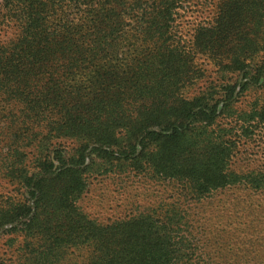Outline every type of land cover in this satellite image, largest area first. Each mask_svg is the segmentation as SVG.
Returning a JSON list of instances; mask_svg holds the SVG:
<instances>
[{
	"label": "trees",
	"instance_id": "1",
	"mask_svg": "<svg viewBox=\"0 0 264 264\" xmlns=\"http://www.w3.org/2000/svg\"><path fill=\"white\" fill-rule=\"evenodd\" d=\"M14 1L23 9L20 16L23 27L11 48L8 64L3 63L0 56V82L21 75L24 61L30 63L24 68L28 75H43L45 60L53 57H61L72 65L80 62L92 65L97 73L86 95L82 88L72 89L69 84L66 90L53 75L40 84L34 95L32 110L40 108L36 105L52 107L63 100V117L58 122L52 120V116L46 118L54 126L51 135L56 133V137L73 139L75 145L69 148L72 151L69 157L67 150L66 155L64 150H55L56 156L46 161L45 174L42 171L31 176L24 174L30 198L0 210V227L20 222L19 230L36 238L38 248H41L43 235L54 239L40 253L31 244L33 263H48L56 255V242L61 239L51 233L49 216L59 217L65 213L70 217L77 211L85 223L81 234L85 235L84 242L92 240L96 247L90 264H208L213 259L207 253H198L200 242L192 225L188 224L187 213L176 207L162 213L139 212L108 224L88 221L79 201L86 190L85 174L95 168L94 160L130 163L138 172L151 170L161 178L189 183L193 188H187V193L182 188L183 195L190 194L195 201L213 202L214 207H230V215L223 221L214 219L212 223L222 225L217 229L215 243L220 248L235 247L233 245L242 242L224 227L239 222L240 207H250L258 222L264 223V188L260 185L258 188H227L237 184L240 178L241 174L233 165L242 138H248L256 127L252 120L264 125V104L260 109L254 105L238 112L237 117L229 120L236 115L232 107L228 108L236 84L228 83L224 88L227 103L222 109L219 108L221 100H214L211 93L203 92L193 98L178 94V85L191 69L183 52L168 44V38L164 39L172 34L170 15L177 9L174 1L161 6L168 31L157 26L156 17L150 20L149 12L145 11L150 7L143 6V0ZM59 7L63 10L76 7L74 17L65 19L64 26L48 33L49 21L44 12ZM224 11L218 27L195 33L192 42L195 48L209 50L243 27L248 17L245 0H229ZM126 42L130 45L127 56L122 50ZM238 47L231 50L226 69L244 68L242 53L245 50ZM118 52L121 58L132 63L127 74L111 69L109 61L112 56L119 57ZM257 73L243 83V91L250 87L251 80L260 81L263 71ZM126 105L133 108L126 110ZM36 114L47 113L40 108ZM222 115L225 122L218 120ZM240 190L246 193V199L232 195ZM231 191L229 197L216 200L217 196ZM72 224L64 225V234L75 232ZM236 253L224 256L234 259V264L264 263V257L261 261V257Z\"/></svg>",
	"mask_w": 264,
	"mask_h": 264
},
{
	"label": "rangeland",
	"instance_id": "2",
	"mask_svg": "<svg viewBox=\"0 0 264 264\" xmlns=\"http://www.w3.org/2000/svg\"><path fill=\"white\" fill-rule=\"evenodd\" d=\"M173 1L177 9L170 15L172 34L166 35L164 39L168 38V44L178 47L180 52H183L191 69L188 77L178 85L180 87L177 89L178 94L193 98L203 92L211 93L214 100H221L219 108L222 109L227 103L224 99V88L228 83L236 84L235 95L228 107H232L236 115L229 117V120L237 117L238 112L248 110L254 105L260 109L264 104V0H245L248 17L243 27L232 32L228 39L216 43L214 47L205 51L193 46L194 35L198 30L218 27V20L225 16L224 9L229 0H143V6L150 7L145 9L149 12L150 20L156 17L157 26L163 27L161 29L163 31H168V28L163 23L164 14L161 12V6ZM75 8L66 10L60 7L48 8L44 12L49 21L46 32L52 33L59 26H64L65 19L74 17ZM22 10L18 1L0 0V56L3 57L5 64L10 61L8 57L11 55V48L22 31L23 24L20 19ZM125 45V49L122 50H125L127 56L130 45L128 42ZM236 46L244 47L246 51L242 53L244 68L231 71L225 68V64L231 56V50ZM24 62L22 64L24 72L22 71L21 75L10 76L5 82H0V210L12 208L30 198V188L23 179L24 174L31 176L40 171L45 174L46 163L56 156L55 150H64L65 155L67 150L69 157L72 154L69 148L75 145L73 139L56 137V133L51 135L54 126L51 120L46 118L52 116V120L58 122L63 117L61 104L63 100L52 107L36 105L47 113L40 116L36 114L40 108L31 109L35 107L34 95L40 84L53 75L66 90H69V84L70 88H82V93L85 91L83 95H86L91 81L97 78L94 66L82 62L72 65L61 57L45 60L47 65L42 67L43 75L35 77L25 71L24 68L30 63ZM109 62L112 65L111 69H117L122 74H127L132 64L126 58H121V54L119 57L112 56ZM259 71H263L260 81L254 83V79L251 80L250 87L243 91L241 88L243 83ZM129 108L132 109L133 106L126 105V110ZM223 116L218 118L220 122H225ZM256 122L252 120L256 127L248 138H242L236 152V163L233 168L241 174L240 178L237 184L227 188H258L257 185L264 188V125H258ZM94 161L96 162L94 170L85 174L86 190L79 201L88 221L108 224L139 212L156 210L162 213L168 208L176 207L187 213L185 215L188 224L192 225L194 235L200 242L198 253L204 252V255L207 253L213 256L211 259L214 261L211 260L208 264H234V259L224 256L225 253L232 252H237V255L248 253L263 260L264 223L258 222L250 207L239 208L241 209L239 215L242 216L239 222L224 225L230 231V235L235 234L242 242L233 245L235 247L220 248L216 245V238L217 229L219 230L222 225L212 223L214 219L223 221L226 215H230L232 213L230 207L222 209L220 205L212 206L213 202L209 204L206 201H195L190 194L183 195L182 192V188L184 193L189 190L187 188H193L191 184L161 178L151 170L138 172L129 165L130 163H120L122 164L120 166L118 161L113 163ZM233 191L217 196L216 200L229 197ZM232 195L240 200L247 198L243 190L235 191ZM49 218L51 233L58 234L55 236L61 240L56 242V255L45 264H90L91 255L96 247L92 240L84 242L85 235H81L85 224L82 215L77 211L70 217H66L64 213L59 217L50 215ZM72 222L75 232L70 235L64 234L66 230L64 225L69 226ZM75 222L80 226L78 227ZM21 226L18 222L0 227V264H35L30 258L34 255L32 245L38 248V243L36 238L26 236L19 230ZM42 240L41 248H38L39 253L54 239L43 235Z\"/></svg>",
	"mask_w": 264,
	"mask_h": 264
}]
</instances>
